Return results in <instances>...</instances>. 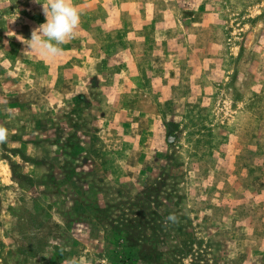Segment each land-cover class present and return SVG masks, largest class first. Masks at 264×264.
Returning a JSON list of instances; mask_svg holds the SVG:
<instances>
[{
  "label": "rangeland",
  "instance_id": "rangeland-1",
  "mask_svg": "<svg viewBox=\"0 0 264 264\" xmlns=\"http://www.w3.org/2000/svg\"><path fill=\"white\" fill-rule=\"evenodd\" d=\"M40 3L0 0V264H264V0H74L55 59Z\"/></svg>",
  "mask_w": 264,
  "mask_h": 264
},
{
  "label": "clouds",
  "instance_id": "clouds-1",
  "mask_svg": "<svg viewBox=\"0 0 264 264\" xmlns=\"http://www.w3.org/2000/svg\"><path fill=\"white\" fill-rule=\"evenodd\" d=\"M40 3L39 0H35ZM42 12L45 22L33 28L31 38L23 39L27 46V52L38 53L42 57L55 59L62 55V45L75 38L76 30L79 28L80 12L74 0H44ZM9 130L0 125V144L7 142ZM168 220L175 221V216L170 215ZM69 264H84L74 258Z\"/></svg>",
  "mask_w": 264,
  "mask_h": 264
}]
</instances>
